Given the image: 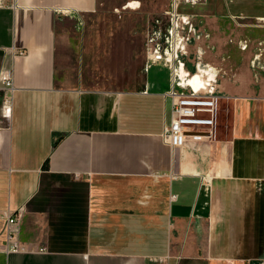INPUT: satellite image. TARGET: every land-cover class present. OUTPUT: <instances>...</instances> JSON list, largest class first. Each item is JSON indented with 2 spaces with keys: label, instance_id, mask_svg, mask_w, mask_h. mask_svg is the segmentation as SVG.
Listing matches in <instances>:
<instances>
[{
  "label": "crops",
  "instance_id": "crops-1",
  "mask_svg": "<svg viewBox=\"0 0 264 264\" xmlns=\"http://www.w3.org/2000/svg\"><path fill=\"white\" fill-rule=\"evenodd\" d=\"M16 2L0 8V85L11 74L15 88L10 116L0 92V264H264V68L253 66L264 65V0L198 9L219 127L176 150L163 140L168 68L151 65L129 91L62 73L67 27L99 0Z\"/></svg>",
  "mask_w": 264,
  "mask_h": 264
},
{
  "label": "rangeland",
  "instance_id": "rangeland-1",
  "mask_svg": "<svg viewBox=\"0 0 264 264\" xmlns=\"http://www.w3.org/2000/svg\"><path fill=\"white\" fill-rule=\"evenodd\" d=\"M171 2L99 0L96 10L83 14L79 21L67 27L64 35L70 38L66 50L60 54L62 73L68 74L74 83L88 89H138L146 76L148 44L154 42L165 46ZM201 6L184 3L180 8V13L187 18L183 32L189 39L187 52L180 56L186 69L185 56L190 55L192 48H195L196 53L195 70L197 65L212 66L204 58L205 49L197 47V43L202 39L209 40L211 35L196 20ZM249 23L241 24L238 28L259 25L257 21ZM261 57L259 55V58L254 59L253 66L264 68L260 63ZM255 75L256 78L260 76Z\"/></svg>",
  "mask_w": 264,
  "mask_h": 264
},
{
  "label": "built area",
  "instance_id": "built-area-1",
  "mask_svg": "<svg viewBox=\"0 0 264 264\" xmlns=\"http://www.w3.org/2000/svg\"><path fill=\"white\" fill-rule=\"evenodd\" d=\"M184 3L204 5L207 0H172L165 46L150 42L147 49V69L151 65L162 64L171 72L172 89L167 96L172 100V111L169 124L164 128L163 140L173 150L184 147L189 138H216L223 99L217 93L219 83L215 68L210 65H197L195 73H191L180 61V56L187 52L186 44L189 40L183 33L187 18L180 13ZM5 6L6 0H0V8ZM11 7H18L16 0H13ZM175 87L184 91L177 92ZM4 90L9 93L1 108V114L5 117V114L10 116L13 106L15 88L11 74H6L1 82L0 92ZM172 199H176V196H172ZM7 219L12 231L19 218L8 214ZM10 240L12 243L9 251L20 252V243L14 241V235H10Z\"/></svg>",
  "mask_w": 264,
  "mask_h": 264
}]
</instances>
